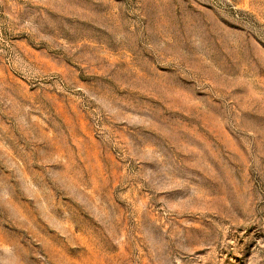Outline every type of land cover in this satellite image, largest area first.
<instances>
[{
    "label": "rangeland",
    "instance_id": "1",
    "mask_svg": "<svg viewBox=\"0 0 264 264\" xmlns=\"http://www.w3.org/2000/svg\"><path fill=\"white\" fill-rule=\"evenodd\" d=\"M0 264H264V0H0Z\"/></svg>",
    "mask_w": 264,
    "mask_h": 264
}]
</instances>
